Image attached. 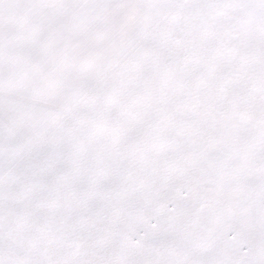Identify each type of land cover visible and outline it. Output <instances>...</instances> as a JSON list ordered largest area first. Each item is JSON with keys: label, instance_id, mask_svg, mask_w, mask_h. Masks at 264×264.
I'll return each mask as SVG.
<instances>
[{"label": "snow or ice", "instance_id": "snow-or-ice-1", "mask_svg": "<svg viewBox=\"0 0 264 264\" xmlns=\"http://www.w3.org/2000/svg\"><path fill=\"white\" fill-rule=\"evenodd\" d=\"M0 264H264V0H0Z\"/></svg>", "mask_w": 264, "mask_h": 264}]
</instances>
